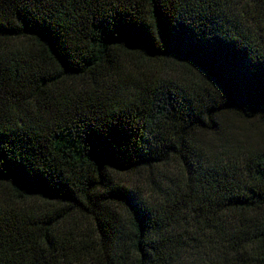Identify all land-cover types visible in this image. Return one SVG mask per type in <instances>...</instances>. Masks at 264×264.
Wrapping results in <instances>:
<instances>
[{"label":"trees","instance_id":"16d2710c","mask_svg":"<svg viewBox=\"0 0 264 264\" xmlns=\"http://www.w3.org/2000/svg\"><path fill=\"white\" fill-rule=\"evenodd\" d=\"M0 264H264V0H0Z\"/></svg>","mask_w":264,"mask_h":264}]
</instances>
